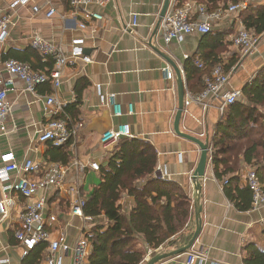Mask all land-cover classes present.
Wrapping results in <instances>:
<instances>
[{"label": "crops", "instance_id": "crops-1", "mask_svg": "<svg viewBox=\"0 0 264 264\" xmlns=\"http://www.w3.org/2000/svg\"><path fill=\"white\" fill-rule=\"evenodd\" d=\"M164 2L165 0H109L102 6L89 5L87 9L103 16L99 21L85 20L86 10L72 9L69 0H30L24 6L13 4V0H0V9L10 16L8 37L0 47V87L1 80L7 77L3 64L9 58L26 62L36 71H46V68H41V64L47 57L30 47L29 40L34 35L67 46L76 41L92 59L89 63L77 60L67 64L62 68L59 85H39L36 94L25 91L23 81L13 78V85L7 91L10 113L5 122L7 131L0 133V156L12 153L17 164L28 157H45L50 143L39 144L37 135L46 121L45 96L52 94L67 102L64 111L69 122L82 124L78 130L75 150L69 148L71 159L105 163L107 151L100 146L101 133L120 123L128 124L133 134L154 146L157 167L160 166L165 178L177 181L191 197L193 216L194 194L190 178L199 158V148L173 130L177 109L176 77L164 56L169 57L180 69L185 89L194 90L203 82L201 78L198 79L199 67L195 64L196 60L206 63L207 59H220L227 63L235 58L228 88L241 90L264 66V32L257 36L255 48L243 55L231 41L241 17L240 14H230L213 21L211 33L186 34L180 42L165 44L159 26ZM230 2L231 0H224L219 3V7ZM263 2L264 0H255L250 5L257 6ZM32 5L43 9L53 7L57 14L47 18L43 9L34 12ZM134 12L138 14V26L125 31L130 14ZM80 22H85V29L79 28ZM184 54L193 59L192 69L196 70L189 80H186L183 71ZM166 66L170 67L172 78H167L161 71ZM99 93L115 94L122 115L114 116L111 106L101 104ZM129 104L133 108L132 114L127 113ZM210 109L203 112L197 105L191 104L187 112H182L179 129L200 139H204L200 135L206 133L210 140L221 117L219 112L216 115ZM241 167L240 184L244 186L247 167ZM94 173L97 172L88 171L83 178L82 190L85 194L91 192L92 187L89 191L85 190L84 180ZM14 178L15 174H12L11 181ZM41 194L42 192L38 193L39 196ZM2 197L0 192V200ZM10 198L13 208L9 217L1 218L0 213V264H22L26 255L23 254L24 247L15 238L14 231L19 227L18 215L25 199L16 192H11ZM50 198L51 211L57 213L59 223L64 225L65 241L71 246L81 236L83 227L88 228L92 222L70 216L64 197L54 193ZM131 201V198L124 197L121 204L125 208ZM200 202L202 227L194 247L207 251L208 257L204 264H243L246 245H258V240L264 241V207L236 210L225 196L222 182L216 179L210 162H207L201 181ZM140 247L148 250L143 243ZM57 254L61 256L62 264H70L69 252L58 251ZM44 255L46 256L40 264H46L47 248ZM185 257L186 252L157 264H185Z\"/></svg>", "mask_w": 264, "mask_h": 264}, {"label": "built area", "instance_id": "built-area-1", "mask_svg": "<svg viewBox=\"0 0 264 264\" xmlns=\"http://www.w3.org/2000/svg\"><path fill=\"white\" fill-rule=\"evenodd\" d=\"M30 0H13V4L20 6L27 5ZM109 0H69L72 9L84 8L85 20H102L103 16L95 11L87 9L91 4L104 5ZM255 0H237L228 4L225 8L209 10L203 3L195 0H169L167 10L161 18L159 26L162 39L165 44L180 42L184 35L192 33L206 34L211 31L213 21L220 20L230 14H239L245 11ZM42 7L32 5L34 12L41 11ZM44 15L49 18L57 14L53 7L43 9ZM64 19V15L62 16ZM10 16L0 9V47L8 37V26ZM80 29H85V22L78 24ZM138 26V14L131 13L130 21L126 29H133ZM232 44L238 48L243 55L249 54L256 45L257 38L251 30L244 27L239 19L238 28L232 36ZM30 47L44 57L54 59L53 67L47 71H36L30 64L9 58L4 61L3 67L7 77L1 80L0 87V133H5L7 128L5 122L10 113V104L7 101V91L13 85V78L17 77L24 83V90L36 94L39 85L49 83L52 86L59 85L62 68L67 64L80 60L89 63L92 59L86 55L83 46L73 41L70 46L56 44L46 40L39 35H34L29 40ZM185 59L188 58L184 54ZM195 64L201 68L202 62L196 60ZM226 71L223 64H215L210 72L203 77V89L199 92H190L185 89L183 99V112H187L191 104L197 105L203 112L215 108L220 116L225 108L236 101L241 90L229 89L230 71ZM167 78H172L169 66L161 70ZM97 87H99L97 85ZM99 102L112 107L114 116H121L122 109L116 101L113 93H99ZM67 102H63L55 95L45 96L44 113L46 121L43 128L37 135L39 144L50 143L53 146L69 143V148L75 150L80 122L70 123L69 117L65 114L64 108ZM127 113L132 114L133 108L129 104ZM206 133L200 136L205 137ZM208 135V134H207ZM209 136V135H208ZM122 138H138L133 134L128 124L120 123L116 127L104 130L99 138L103 150L109 151L118 144ZM210 138V137H209ZM211 144L208 147V162L211 163ZM100 164L88 160L83 162L73 158L67 164L47 160L45 157L25 158L21 164H17L12 153L0 156V192L3 195L0 200L1 218H8L13 208V201L10 198L11 192H16L25 199V203L18 215L19 227L14 231V236L24 247L23 254L26 255L36 244L45 242L48 255L46 264H62L61 256L57 252L70 253V264H87L91 252V244L86 239V229L83 227L82 234L76 239L73 245L66 241L64 225L59 223L57 213L51 211L50 197L56 193L65 198L68 204V214L79 217L84 221H91L86 217L83 208L86 202V194L82 190V181L88 171L97 172ZM156 173L160 178H165L162 169L156 166ZM12 174L15 178L11 181ZM38 175V176H37ZM245 185L251 192V208L256 210L264 207V191L259 177L254 168H247L244 173ZM42 192L39 196L38 193ZM162 247L146 251L145 260L161 252ZM207 251L204 248H195L194 245L186 251L185 264H204L207 261Z\"/></svg>", "mask_w": 264, "mask_h": 264}, {"label": "trees", "instance_id": "trees-1", "mask_svg": "<svg viewBox=\"0 0 264 264\" xmlns=\"http://www.w3.org/2000/svg\"><path fill=\"white\" fill-rule=\"evenodd\" d=\"M195 1L209 10L227 6L219 7L224 0ZM239 14L244 27L256 38L264 32V2L249 5ZM192 61L187 58L183 64L186 80L196 73ZM53 63L54 59L47 57L41 68L48 72ZM234 63L235 58L227 63L207 59L199 68L198 79L203 81L215 64H223L229 71ZM202 89L203 82L197 90L188 91ZM209 142L213 173L222 182L225 196L236 210L251 209V192L240 184L241 166L256 170L264 191V66L243 85L236 101L225 108ZM44 155L48 160L67 164L71 161L69 143L50 144ZM156 166V150L144 139L122 138L107 151L106 161L97 171L98 181L86 194L83 208L92 222L85 233L91 244L87 264H144L146 251L141 249V243L147 248L169 249L179 248L191 238L192 199L177 181L157 177ZM124 197L132 200L125 208L121 204ZM46 248L45 242H39L28 251L22 264H40ZM245 252L243 264H264V248L248 243Z\"/></svg>", "mask_w": 264, "mask_h": 264}, {"label": "water", "instance_id": "water-1", "mask_svg": "<svg viewBox=\"0 0 264 264\" xmlns=\"http://www.w3.org/2000/svg\"><path fill=\"white\" fill-rule=\"evenodd\" d=\"M169 0H165L163 7L160 12V18L164 16L167 7H168ZM151 43V40H150ZM153 47V46H152ZM156 49V48H155ZM162 53V52H161ZM166 60L169 62L171 65L175 77H176V87H177V109L174 117V123H173V130L174 132L184 138L187 139L194 144H196L199 148V158L196 164L195 169L192 172L191 175V182L193 183V216H194V231L191 236V238L188 240V242L179 247V248H173L172 250L168 251H161L158 253H155L151 257H149L144 264H157L158 262L169 258L173 256H177L179 254L185 253L187 250H189L195 243L196 239L198 238V235L200 234L201 227H202V221H201V212H202V205L200 202V197H201V181L204 178L205 175V169L206 165L208 162V147H209V136L205 134L204 139H200L198 137L192 136L188 133L182 132L179 129V123H180V118L183 112V99H184V94H185V83L184 79L182 77L181 71L178 68V66L170 60L169 57H166ZM156 176H159L158 173H156Z\"/></svg>", "mask_w": 264, "mask_h": 264}, {"label": "rangeland", "instance_id": "rangeland-1", "mask_svg": "<svg viewBox=\"0 0 264 264\" xmlns=\"http://www.w3.org/2000/svg\"><path fill=\"white\" fill-rule=\"evenodd\" d=\"M213 113H215L216 115H218V111L215 108H211L210 109ZM84 185H85V190L89 191L91 189V187H93L97 181H98V177H97V173L90 174L88 176H86L85 180H84ZM256 243H258V246L261 248H264V241H257Z\"/></svg>", "mask_w": 264, "mask_h": 264}]
</instances>
